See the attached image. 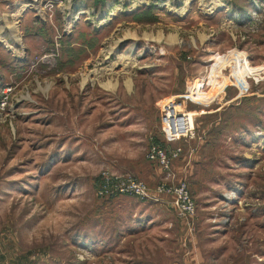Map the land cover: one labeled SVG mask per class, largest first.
Listing matches in <instances>:
<instances>
[{
	"label": "rangeland",
	"instance_id": "obj_1",
	"mask_svg": "<svg viewBox=\"0 0 264 264\" xmlns=\"http://www.w3.org/2000/svg\"><path fill=\"white\" fill-rule=\"evenodd\" d=\"M152 140L195 149L189 221L97 195ZM0 264H264V0H0Z\"/></svg>",
	"mask_w": 264,
	"mask_h": 264
},
{
	"label": "built area",
	"instance_id": "obj_2",
	"mask_svg": "<svg viewBox=\"0 0 264 264\" xmlns=\"http://www.w3.org/2000/svg\"><path fill=\"white\" fill-rule=\"evenodd\" d=\"M233 53L217 55L215 60L223 59L225 56ZM245 58L241 57L240 59ZM242 63V62H241ZM245 65H243L244 67ZM244 81H246L244 79ZM239 90L244 88L240 85ZM195 93L183 96L184 99H192ZM194 114L184 108V103L176 99L167 100L162 104L160 114L161 134L165 142L178 143L183 140H195L196 131L194 124ZM182 150L176 148L168 150L160 141L152 140L146 153V158L154 162L166 173V181L159 184L155 189H151L145 182L137 179L132 174L112 175L109 172L102 174L97 195L100 198L115 199L120 196H133L142 201H162L165 197L172 199L173 210L180 219L190 220L197 214V205L191 195L187 181H177L173 172L172 164L179 158Z\"/></svg>",
	"mask_w": 264,
	"mask_h": 264
},
{
	"label": "crops",
	"instance_id": "obj_3",
	"mask_svg": "<svg viewBox=\"0 0 264 264\" xmlns=\"http://www.w3.org/2000/svg\"><path fill=\"white\" fill-rule=\"evenodd\" d=\"M171 146H172L171 148H175L173 145ZM194 153H195V149H192L188 151L187 153L183 154L180 157V159L174 162L173 172L178 178V181L182 177L181 174H184V178H186L187 175L191 174V170L193 168L192 156L194 155ZM121 154H122V151H120V154L117 155V157L115 158L118 161L117 168H118L119 173L120 172L121 173L130 172L133 175H135L139 180H143L144 182H146L147 185L151 189H155L159 184L166 181V173L162 171V169L159 167L158 164L148 161L146 157L142 159L140 157H136L135 160H129L128 165H125L122 161V159L125 157H123ZM166 198L168 199L169 197H166ZM166 198L158 202L145 201L148 203L147 206L148 207L150 206L151 209L154 208V211H155L154 212L155 214L153 213L154 216L151 215V217L149 218L150 220L153 219V217L155 216H158L159 218H163L164 220H167L169 208L164 203ZM194 244H195L194 245L195 249L199 247L197 245V241H195Z\"/></svg>",
	"mask_w": 264,
	"mask_h": 264
},
{
	"label": "trees",
	"instance_id": "obj_4",
	"mask_svg": "<svg viewBox=\"0 0 264 264\" xmlns=\"http://www.w3.org/2000/svg\"><path fill=\"white\" fill-rule=\"evenodd\" d=\"M120 197H123V196H120ZM120 197H117V198H120ZM117 198H115V199H117ZM113 200V199H112Z\"/></svg>",
	"mask_w": 264,
	"mask_h": 264
}]
</instances>
